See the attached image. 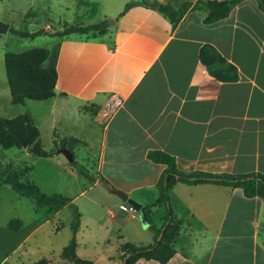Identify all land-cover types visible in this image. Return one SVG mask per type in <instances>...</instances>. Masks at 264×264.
<instances>
[{
	"label": "crops",
	"instance_id": "1",
	"mask_svg": "<svg viewBox=\"0 0 264 264\" xmlns=\"http://www.w3.org/2000/svg\"><path fill=\"white\" fill-rule=\"evenodd\" d=\"M128 1L27 0L17 9L0 8V23L8 28L42 31L30 38L41 37L42 46L30 48L47 49L42 65L56 74L51 97L21 104L11 103L6 78L0 82V113L17 106L6 118L26 113L42 148L54 151L34 157L26 148L10 147L16 153L7 158L15 170L28 167L22 177L44 194L69 198L79 213L75 254L94 264H121L122 242L152 244L153 233L139 213L110 192H123L149 209L154 224L161 223L163 207L151 205L164 165L150 161L148 152L170 155L184 173L264 175L261 1L235 0L225 16L210 22L205 21L206 2L224 0H142L157 5L138 2L121 13ZM159 4L187 6L171 22L157 10ZM63 23H103L105 31L54 35ZM204 46L224 63L205 62L200 57ZM228 65L235 70L234 80L209 72L223 76ZM114 101L111 117L102 122L98 111ZM66 138L79 141L70 152L89 178L56 152ZM36 164L38 182L32 178ZM5 186L0 192H8ZM15 196L2 202L0 264L41 258L46 264H70L60 256L65 245L53 246L50 238L59 229L60 215L70 213L69 205L46 214L31 199ZM82 197L80 208L76 203ZM168 197L179 224L174 253L164 264H264V199L246 197L238 187L182 182L170 187ZM11 219L20 223L15 230L7 227ZM35 252L39 256L30 262ZM133 264L159 263L139 258Z\"/></svg>",
	"mask_w": 264,
	"mask_h": 264
},
{
	"label": "trees",
	"instance_id": "2",
	"mask_svg": "<svg viewBox=\"0 0 264 264\" xmlns=\"http://www.w3.org/2000/svg\"><path fill=\"white\" fill-rule=\"evenodd\" d=\"M235 0H224L220 2H206L208 15L205 18L206 22L216 20L226 15L229 7ZM264 5V0H260ZM142 2V0H129L123 7L122 12H125L132 5ZM187 5H182L177 9L166 4H159L157 10L167 17L171 22L177 21L178 17L185 10ZM8 30L20 37H34L41 34L42 31L27 33L18 31L9 27ZM105 26L103 23L91 25H68L63 23L62 30L56 31L54 35H65L72 32L75 33H103ZM48 51L42 47H33L20 52H5L3 53V67L5 72L6 83L8 86L10 101L12 104H21L24 99L44 100L53 95V87L55 83V70L53 68H44L42 63L46 59ZM204 56L206 58H204ZM200 57L207 62L213 60L223 64V59L218 53L209 46H204L200 50ZM213 76L224 79L234 80L236 78L235 70L232 66L225 67V74L222 76L218 72L209 69ZM26 143V150L34 157H46L54 153L53 150L46 151L42 148L38 131L32 125L29 116L17 114L10 118L0 116V147L7 149L10 147L20 148L21 143ZM79 144V141L74 138L61 139L58 147H66L72 150ZM147 158L155 163L164 165V168L157 181V196L151 207L162 206L164 216L161 223L157 226L154 224L149 215L147 207H141L142 220L146 223L147 228L153 233L154 242L149 245H134L129 242H122L119 246V259L121 264H133L137 259L155 260L159 264H164L174 253L172 241L178 233V221L175 219L169 204L168 190L176 182L187 184L195 183H213L217 185H225L229 187H238L246 197H259L264 199V175L260 173L246 174H211L207 172L194 171L184 173L176 168L174 159L160 151H150L147 153ZM69 164L89 178L88 171L73 159ZM24 173L28 167L24 168ZM24 173L17 170H11L4 174H0V186L8 185L9 188L18 196L31 199L36 207L45 208L46 214H52L64 205H69L70 216V237L62 248L60 256L70 262V264H94L91 260L82 259L75 254V233L79 225V213L73 204L69 203V198L60 194H44L39 188L20 178ZM137 212V211H136ZM20 223L17 219H11L7 223L9 229H17ZM156 238V240H155ZM31 264H46L44 258L38 259Z\"/></svg>",
	"mask_w": 264,
	"mask_h": 264
},
{
	"label": "rangeland",
	"instance_id": "3",
	"mask_svg": "<svg viewBox=\"0 0 264 264\" xmlns=\"http://www.w3.org/2000/svg\"><path fill=\"white\" fill-rule=\"evenodd\" d=\"M26 2H27V0H0V8L2 7L3 10H7L10 6H13V8L17 9V8L21 7L22 4H26ZM0 21H2L1 18H0ZM106 23H109V20H107ZM53 27L55 29H58L57 25H53ZM18 31H22V30H18ZM38 35H40V34H38ZM42 44L43 43H42L41 37L35 38V40L32 41V40H30V37H20V36L13 34L9 30H7L5 33L0 34V57H2L3 52L22 51V50H25V49L30 48L32 46H42ZM4 77H5V73H4L3 62L0 59V82H1V85H3L2 83L5 81ZM13 107H17V106L10 107L8 109L7 113H0V116L6 118V116H8L7 114H10V112H12L13 109H15ZM21 148H25V147L21 146L19 149H21ZM15 153H16L15 148L3 149L0 147V174H4L8 171L15 170L12 162L7 158V157H10L11 155H13ZM25 167L26 166L20 167V168H18L17 171L24 173ZM38 171H39V164H36V167H35L34 172L32 174V178L36 182H38V180H39L38 179ZM20 179L22 181L25 180L23 177H21ZM5 187L6 188H3V189H8V192H7V190H3L0 192V215L4 212V209L1 208L3 206L2 202L12 201L14 199V198L12 199V197H16L15 193L11 189L9 190V188H7L8 187L7 185ZM71 192H75V191H71ZM7 193L9 194V196ZM19 199H21V198H19ZM82 199H83V197L79 198V200L76 203V205L78 207L80 206V208L82 207L80 205ZM22 201H24L23 203H26L27 205H28V203H29V205L31 204V201L28 199H25V200L23 199ZM14 205H16V204L14 203ZM14 209L19 210V207L14 206L13 210ZM13 212H15V211H13ZM70 213H71V211H70ZM70 213H69V210H65L60 215L59 229L56 233L51 234V236H50L53 246H55V245H62L63 246L67 243V241L70 237V234H71L69 223H68ZM161 221H162V219H161ZM93 227L94 226H92L91 230H93L95 234L98 233L97 230H95ZM81 232H84V230L82 229ZM155 240H156V238H155ZM85 242L86 241H84V243ZM97 242H101V241H97ZM153 242H154V237H153L152 243ZM4 243H7V241H5ZM38 256H39L38 252H35L33 255H30L28 257V259L30 260V262H32L33 260L38 258ZM0 257H1V251H0Z\"/></svg>",
	"mask_w": 264,
	"mask_h": 264
},
{
	"label": "water",
	"instance_id": "4",
	"mask_svg": "<svg viewBox=\"0 0 264 264\" xmlns=\"http://www.w3.org/2000/svg\"><path fill=\"white\" fill-rule=\"evenodd\" d=\"M145 5L149 6V7H156L157 3L156 2H145L142 1ZM262 7L264 8V5L261 3ZM110 22V21H109ZM8 26L6 24H2L0 23V33H4L7 31ZM22 147L26 146L25 142L21 143ZM57 153H60L67 162H71L72 161V154L70 152V150L64 148V147H59L56 149ZM110 192L112 194H114L115 196H117L120 200L126 202L133 210L137 211L140 215V217L142 218V211H141V207L140 204H138L137 202H135L132 199L127 198L126 194H124L123 192L116 190V189H111ZM143 225H146V223L143 221L142 222Z\"/></svg>",
	"mask_w": 264,
	"mask_h": 264
},
{
	"label": "built area",
	"instance_id": "5",
	"mask_svg": "<svg viewBox=\"0 0 264 264\" xmlns=\"http://www.w3.org/2000/svg\"><path fill=\"white\" fill-rule=\"evenodd\" d=\"M116 105L117 104H115V101H114L111 105L103 107L102 109H100L98 111V115H99L98 118H100V120L102 122L108 121L109 118L111 117V115H112V113L114 111V107H116Z\"/></svg>",
	"mask_w": 264,
	"mask_h": 264
}]
</instances>
